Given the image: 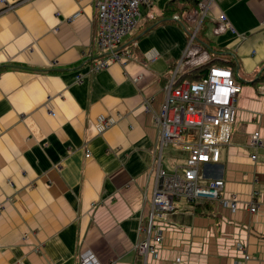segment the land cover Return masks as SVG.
<instances>
[{
    "label": "crops",
    "instance_id": "0c3cea01",
    "mask_svg": "<svg viewBox=\"0 0 264 264\" xmlns=\"http://www.w3.org/2000/svg\"><path fill=\"white\" fill-rule=\"evenodd\" d=\"M194 1L143 5L124 39L134 57L101 70L90 61L95 0H19L0 13V264H79L88 253L101 264H264V0H213L201 20ZM227 60L238 75L234 120L197 183L220 178L235 208L189 201L175 170L186 151L163 146L158 185L175 191L174 208L142 255L164 86ZM99 116L113 121L100 132Z\"/></svg>",
    "mask_w": 264,
    "mask_h": 264
},
{
    "label": "built area",
    "instance_id": "2783aa9c",
    "mask_svg": "<svg viewBox=\"0 0 264 264\" xmlns=\"http://www.w3.org/2000/svg\"><path fill=\"white\" fill-rule=\"evenodd\" d=\"M153 2L154 0H95L98 25L92 39L98 55L90 58L93 70L107 68L114 62L124 65L134 57L133 49L124 43V39L136 29L141 7ZM18 3L19 0L12 2L0 0V13L14 8ZM196 4L200 12L199 20H201L211 8L213 0H197ZM217 18L231 32L234 31L223 13H219ZM243 36L241 34V38ZM262 37L264 38V28ZM193 38L194 34H191L189 40ZM164 90L165 100L155 114L159 128V141L158 154L154 163L155 184L151 191L147 235L135 246L142 255L155 251L154 244L162 240L158 221L174 208L175 191L162 189L158 185L160 179L166 175L161 165L163 146L170 144L186 151L183 165L175 170L190 187V193L184 194L190 199L189 201L216 200L230 209H234L236 205L234 198L227 199L220 196L223 188V181L220 178L210 179L204 186L197 183L198 165L216 162L219 146L226 144L229 140L235 115L234 98L238 91L231 70L222 66H211L203 79L180 85H176L173 76L165 84ZM144 105L146 109L151 106L148 100L144 101ZM112 122L111 118L99 116L96 123L97 130L103 131ZM251 144L255 147L261 145L258 132L251 134ZM86 156H89L88 152ZM250 157L254 158V155ZM0 207L3 208V205ZM253 210L254 207L251 205L249 211ZM79 264H101V262L94 254L88 253L81 255Z\"/></svg>",
    "mask_w": 264,
    "mask_h": 264
},
{
    "label": "trees",
    "instance_id": "16d2710c",
    "mask_svg": "<svg viewBox=\"0 0 264 264\" xmlns=\"http://www.w3.org/2000/svg\"><path fill=\"white\" fill-rule=\"evenodd\" d=\"M194 1V0H193ZM195 3L197 2V0H195L194 1ZM230 64V61H228L227 60V62H226V64L225 65H221L222 67H226V68H229L230 66H228ZM230 69V68H229ZM231 70V69H230ZM232 71V70H231ZM189 74V73H188ZM235 74H234V78H235ZM196 80H198V79H192V80H190V81H196ZM256 80L257 81H263L264 80V67H262L261 68V70L260 71H258L257 72V77H256ZM205 204V203H204ZM203 205V204H202ZM196 206V205H195ZM199 206L197 205V207H196V210H197V208H198Z\"/></svg>",
    "mask_w": 264,
    "mask_h": 264
},
{
    "label": "rangeland",
    "instance_id": "374dc122",
    "mask_svg": "<svg viewBox=\"0 0 264 264\" xmlns=\"http://www.w3.org/2000/svg\"><path fill=\"white\" fill-rule=\"evenodd\" d=\"M237 77H238V75L235 76V78H237ZM164 148H165V152H166L167 145H165ZM171 148H173V147H171Z\"/></svg>",
    "mask_w": 264,
    "mask_h": 264
}]
</instances>
